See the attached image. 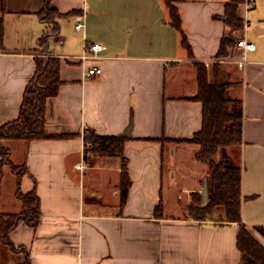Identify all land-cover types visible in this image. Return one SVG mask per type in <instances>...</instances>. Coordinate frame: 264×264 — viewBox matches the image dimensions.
<instances>
[{
    "label": "crops",
    "instance_id": "0c3cea01",
    "mask_svg": "<svg viewBox=\"0 0 264 264\" xmlns=\"http://www.w3.org/2000/svg\"><path fill=\"white\" fill-rule=\"evenodd\" d=\"M45 1L0 0V126L18 118L40 40L51 31L39 18ZM250 1L251 8L246 0L238 7L245 26L238 39L245 35L256 50L241 70L236 46L217 56L232 32L231 0H176L192 56L164 0H52L63 16L47 55L61 59L63 84L48 100L46 133L66 137L3 142L26 172L19 184L11 166L1 168L0 149V217L22 212L20 185L23 194L38 195L41 218L37 227L20 222L11 231V243L23 250L0 242V264H241L238 224L222 214L202 221L189 215L193 194L209 177L199 146L186 142L203 126V105L192 99L199 66L210 82L219 70L221 81L232 83L230 98L242 103L239 159L235 164L232 153L216 160L242 168V223L264 246L256 229L264 227V0ZM84 42L104 46L101 76L84 79L80 64L67 58L81 55ZM88 131L126 138L122 155L94 153ZM123 160L131 182L124 205Z\"/></svg>",
    "mask_w": 264,
    "mask_h": 264
},
{
    "label": "trees",
    "instance_id": "16d2710c",
    "mask_svg": "<svg viewBox=\"0 0 264 264\" xmlns=\"http://www.w3.org/2000/svg\"><path fill=\"white\" fill-rule=\"evenodd\" d=\"M245 0H231L226 6L227 24L232 29L228 37L223 38L218 57H226L229 51L236 46L238 35L244 31V21L239 18L238 7ZM52 0H46L39 13V18L51 24V31L43 35L40 40L41 56L36 57V72L29 81L19 116L16 120L0 126L1 168L11 166L13 172L20 179L26 172L24 167L13 165L10 160V151L3 142L5 140H21L31 142L51 138H65L66 136H50L46 133V109L50 98L59 94L63 84L61 80V59L47 55L48 42L52 35L59 30L58 19L63 15L52 7ZM169 9L172 26L181 34L182 45L192 56V49L187 36L182 29L179 12L174 5L176 0H164ZM4 50V22L0 19V51ZM215 71L214 81H209V73L204 66L198 67V93L192 99L203 105V126L194 137L186 142L196 144L200 150L197 158L209 167L208 201L204 202L202 194L195 193L189 205V215L195 220H218L217 215L222 214L221 220L226 223L238 224L237 248L241 253V264H264V246L260 244L242 223L241 216V177L242 168L227 160L217 161L216 157L221 150L238 148L242 142L243 112L242 103L232 100L229 91L232 83L222 82ZM232 106V108H231ZM85 141L91 143V150L102 156H121L124 137H101L93 131H88ZM131 182L127 174V163L123 160V186L122 205L127 201ZM18 197L22 201L23 209L20 214L1 215L0 242L18 252L22 248H15L9 239L11 231L20 222L31 227H37L40 218V199L35 191L23 194L19 185ZM155 215L162 216V207L156 208ZM264 236V227H256ZM25 264H30L27 260Z\"/></svg>",
    "mask_w": 264,
    "mask_h": 264
},
{
    "label": "built area",
    "instance_id": "2783aa9c",
    "mask_svg": "<svg viewBox=\"0 0 264 264\" xmlns=\"http://www.w3.org/2000/svg\"><path fill=\"white\" fill-rule=\"evenodd\" d=\"M246 7L247 9L251 8L250 0H246ZM84 27V20H82L76 25V30L80 31L84 29ZM236 48L241 53L240 59L237 60L236 63L238 64L239 68L243 70L249 63L247 54L250 52H254L256 50V46L252 42H249L244 35L242 38L237 40ZM103 50L104 46L101 43L89 44L84 42L83 53L81 55L67 58L80 64V67L82 69V76L84 79L92 78L102 75V67L100 66V63L106 58L102 55ZM90 63L92 64L89 65ZM80 168L82 169L83 167L80 166Z\"/></svg>",
    "mask_w": 264,
    "mask_h": 264
},
{
    "label": "water",
    "instance_id": "95a60500",
    "mask_svg": "<svg viewBox=\"0 0 264 264\" xmlns=\"http://www.w3.org/2000/svg\"><path fill=\"white\" fill-rule=\"evenodd\" d=\"M132 131V125H130V127L125 131V133L123 134L124 137H129ZM201 194L203 196V200L204 202L208 201V182H207V178L204 179L203 182V189L201 191Z\"/></svg>",
    "mask_w": 264,
    "mask_h": 264
},
{
    "label": "rangeland",
    "instance_id": "374dc122",
    "mask_svg": "<svg viewBox=\"0 0 264 264\" xmlns=\"http://www.w3.org/2000/svg\"><path fill=\"white\" fill-rule=\"evenodd\" d=\"M232 153L234 154V157H233V161L234 163L236 164L237 163V160L239 159V154H238V149L236 148H226V149H223L221 150V152L219 153L221 156L224 157V154L228 155V154H231Z\"/></svg>",
    "mask_w": 264,
    "mask_h": 264
}]
</instances>
